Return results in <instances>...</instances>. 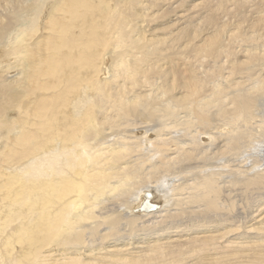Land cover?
I'll list each match as a JSON object with an SVG mask.
<instances>
[{"label": "bare ground", "instance_id": "bare-ground-1", "mask_svg": "<svg viewBox=\"0 0 264 264\" xmlns=\"http://www.w3.org/2000/svg\"><path fill=\"white\" fill-rule=\"evenodd\" d=\"M219 2L0 0V264H264V0Z\"/></svg>", "mask_w": 264, "mask_h": 264}, {"label": "rangeland", "instance_id": "rangeland-1", "mask_svg": "<svg viewBox=\"0 0 264 264\" xmlns=\"http://www.w3.org/2000/svg\"><path fill=\"white\" fill-rule=\"evenodd\" d=\"M2 1L4 3H7L6 11H10L11 14H16V13H19L20 11H22L23 9L31 10L32 8H31L30 4L35 2L36 0H2ZM242 1L245 4H243ZM242 1L241 0H220L219 10H218L219 13H218V16L216 18H214L212 25L226 26V29L228 31H229V29L235 30L236 21L239 20L241 22V26L243 28V30L240 33L242 34V36H246L247 31L244 29V25H245L246 21L243 19V17H245V19H247V17H249L248 7L251 4V2L259 3L261 0H248V1L246 0L247 2L245 0H242ZM239 3H241V4H239ZM50 4L51 3H49V1L47 3H45V5H47L48 7L50 6ZM241 5H243V6H241ZM241 9L243 11H241ZM44 10H45V8H43V11L40 13V16L38 17L37 25L39 26V30L37 31V33L35 34V37L33 38V43L39 42L40 45H41V37L45 34L44 32L41 33V27L44 28L45 21L47 20V18L49 16V14L43 13ZM1 28H2V24L0 23V35L3 36L5 31H4V28H2V29ZM6 38H7V35L5 36V39ZM5 42H4L5 45L4 44L2 45V47H4V50H6V48H7ZM39 52H40V56H41V49L39 50ZM110 52H111V50H110ZM107 59L108 58L105 59V63H107V65H108V61L110 62V59H108V61H107ZM114 59L115 58L113 57V60ZM34 62H35V57H33L31 61L26 60L27 64H31ZM243 68L247 70V65H244ZM106 69L109 71V66H107ZM17 73L18 72H16V73L13 72L14 75H17ZM13 74L11 76H10V74H7V76L5 75V77L9 79L13 76ZM11 89L14 90L15 87H11ZM15 90H18V89L16 88ZM36 95L39 96L40 94H36ZM11 111L14 112V109L11 108ZM8 112H6V114ZM14 113L10 114V112H9L8 115H10V116L17 115L16 111ZM0 147H1V144H0Z\"/></svg>", "mask_w": 264, "mask_h": 264}, {"label": "water", "instance_id": "water-1", "mask_svg": "<svg viewBox=\"0 0 264 264\" xmlns=\"http://www.w3.org/2000/svg\"><path fill=\"white\" fill-rule=\"evenodd\" d=\"M146 196L149 197V193L148 192L146 193Z\"/></svg>", "mask_w": 264, "mask_h": 264}]
</instances>
